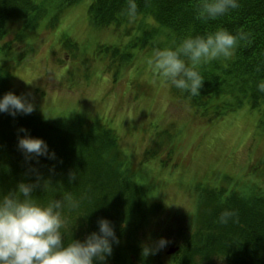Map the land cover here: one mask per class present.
<instances>
[{
    "label": "trees",
    "instance_id": "trees-1",
    "mask_svg": "<svg viewBox=\"0 0 264 264\" xmlns=\"http://www.w3.org/2000/svg\"><path fill=\"white\" fill-rule=\"evenodd\" d=\"M63 1L73 4L81 0ZM90 1L92 27L116 31L124 28L128 37L135 36L130 49L123 52L115 46H99V52L122 62L133 59V49L162 50L157 44L159 29L167 30L164 38L168 46L172 43L170 49L189 37H206L220 29L236 35L242 30L248 39L240 41L225 66L208 62L197 67L204 79L200 95L174 90L182 92L184 99L199 110L207 111L220 99L213 105L217 117L248 103L258 111L264 131V92L258 90L264 82V0H238L237 9L216 20L196 18L200 0H135L134 17L126 14L127 0ZM42 12L35 0H0V37L8 21L24 20L31 29L41 21ZM67 43L65 46L72 45ZM11 80L10 72L0 67V99L8 92L21 96ZM21 128L27 133L20 132ZM25 134L42 139L55 158L26 160L17 146L18 137ZM117 147V136L107 127L98 125L90 132L70 133L36 109L15 118L0 113V196L16 191L20 183L36 184L39 178V186L32 193L37 204L46 207L69 194L78 203L76 208L66 205L62 209L65 244L72 239L83 241L98 232L97 221L104 218L111 222L120 241L113 244L105 264H166L161 252L156 260L152 255L143 257L142 246L148 243L140 238L165 207L151 199L149 190L138 181V173L124 163ZM72 173L76 180L70 182ZM198 193V212L186 218L184 231H177L185 242L173 255L179 260L172 264H212L218 259L227 264H264V197L257 194L247 198L237 191L229 193L227 188H199ZM225 210L236 215L222 224L219 218Z\"/></svg>",
    "mask_w": 264,
    "mask_h": 264
},
{
    "label": "rangeland",
    "instance_id": "rangeland-1",
    "mask_svg": "<svg viewBox=\"0 0 264 264\" xmlns=\"http://www.w3.org/2000/svg\"><path fill=\"white\" fill-rule=\"evenodd\" d=\"M35 2L43 9L37 25L29 29L17 19L5 25L0 67L10 72L17 93L63 129L90 132L99 125L115 133L124 163L165 207L140 238L148 244L168 240L159 251L166 264L179 260L168 252L185 242L177 231L198 212L199 188L264 197V131L257 110L244 103L217 117L213 105L220 99L207 111L192 107L182 92L149 71L147 61L156 52L151 48L133 49L126 62L102 54V45L129 50L135 36L124 28L92 27L90 0ZM163 31L157 35L162 50L172 44ZM68 41L72 45L65 46ZM230 59L209 63L225 66Z\"/></svg>",
    "mask_w": 264,
    "mask_h": 264
},
{
    "label": "clouds",
    "instance_id": "clouds-1",
    "mask_svg": "<svg viewBox=\"0 0 264 264\" xmlns=\"http://www.w3.org/2000/svg\"><path fill=\"white\" fill-rule=\"evenodd\" d=\"M127 3L126 14L134 17L137 4L135 0H127ZM238 7V0H200L196 18L216 20ZM247 39L242 30L233 35L224 29L206 37H189L175 49L157 50L147 61L148 68L154 77L197 96L204 83L197 67L221 57L232 58L240 41ZM258 90L264 92V82L258 85ZM34 110V104L23 95L8 92L0 99V113H7L13 118L17 114L29 115ZM19 131L27 133L23 128ZM17 146L26 160L41 156L55 158L54 153L49 154L48 146L42 139L27 134L18 137ZM74 180L76 174L72 173L69 181ZM38 186L39 178L36 184L20 183L16 191L0 196V264H105L107 257L112 255L113 244L120 243L111 222L100 218L97 221L98 232H92L83 241L72 239L65 244L61 229L66 226V221L62 217V209L66 205L76 208L78 203L69 194L46 207L41 206L32 199V193ZM235 215L225 210L219 222L227 224ZM169 243L160 238L145 244L142 256L155 255Z\"/></svg>",
    "mask_w": 264,
    "mask_h": 264
},
{
    "label": "water",
    "instance_id": "water-1",
    "mask_svg": "<svg viewBox=\"0 0 264 264\" xmlns=\"http://www.w3.org/2000/svg\"><path fill=\"white\" fill-rule=\"evenodd\" d=\"M179 250V248H173V249H171L168 253H169V255H172V254H175L177 251Z\"/></svg>",
    "mask_w": 264,
    "mask_h": 264
}]
</instances>
